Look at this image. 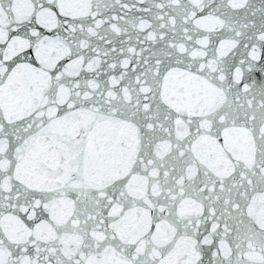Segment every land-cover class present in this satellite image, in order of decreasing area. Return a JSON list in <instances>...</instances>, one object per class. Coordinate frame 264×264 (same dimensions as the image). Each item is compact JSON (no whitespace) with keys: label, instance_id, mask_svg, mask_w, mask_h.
<instances>
[{"label":"snow or ice","instance_id":"obj_1","mask_svg":"<svg viewBox=\"0 0 264 264\" xmlns=\"http://www.w3.org/2000/svg\"><path fill=\"white\" fill-rule=\"evenodd\" d=\"M0 264H264V0H0Z\"/></svg>","mask_w":264,"mask_h":264}]
</instances>
